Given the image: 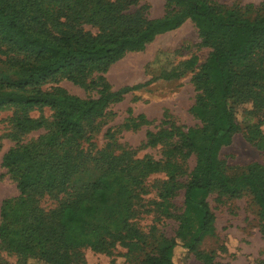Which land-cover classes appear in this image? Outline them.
<instances>
[{
    "label": "trees",
    "instance_id": "16d2710c",
    "mask_svg": "<svg viewBox=\"0 0 264 264\" xmlns=\"http://www.w3.org/2000/svg\"><path fill=\"white\" fill-rule=\"evenodd\" d=\"M141 0H0V112L20 108L15 119L16 146L2 159L17 184L19 196L1 207L0 251L17 255L19 264H74L80 251H106L116 246L138 251L139 264H179L178 255H194L214 264L205 253L215 237V216L207 202L211 194L238 197L250 191L259 207L264 236V166L252 164L230 176L220 152L231 145L241 127L237 107L251 103L264 111V2L251 7H228L208 0H168L165 16L150 20ZM195 23L203 44L212 48L194 77L201 91L191 113L201 127H175L148 133L150 143L176 140L165 169L175 187L178 154L195 155L196 166L185 184V208L174 237H149L132 222L145 170L158 164L126 159L105 151V172L92 184L69 192L81 170L84 150L77 141L85 125L101 117L109 104L144 87L111 91L103 82L97 99H81L59 89H45L59 75L90 87L88 77L108 69L129 52H137L159 35ZM96 30L93 32L92 30ZM49 109L53 122L30 112ZM145 120L144 115L138 117ZM47 133L27 143L20 137L36 130ZM43 205V198H59ZM172 189L164 192L163 214L171 216ZM0 264H4L1 263Z\"/></svg>",
    "mask_w": 264,
    "mask_h": 264
},
{
    "label": "rangeland",
    "instance_id": "374dc122",
    "mask_svg": "<svg viewBox=\"0 0 264 264\" xmlns=\"http://www.w3.org/2000/svg\"><path fill=\"white\" fill-rule=\"evenodd\" d=\"M228 7H251L255 15L264 0H208ZM148 19L165 16L173 7L168 0H141ZM96 32V30H92ZM212 52L203 44L195 23L187 20L179 29L159 35L144 49L127 53L113 64L106 73L95 72L87 79V84L98 81L102 75L104 83L111 91L127 87L146 85L134 90L119 101H114L94 122L85 125V134L77 141L78 149L85 156L80 172L70 182L69 192L92 184L105 172L106 160L103 153L109 151L126 159L143 160L158 164L145 170L146 177L140 190L132 222L149 237L164 235L174 237L179 228V215L185 208V184L196 166L195 155L176 156L179 175L175 187L170 181V171L164 168L168 153L176 141L150 143L148 133L170 131L175 127L185 129L201 127V123L191 113L201 91L194 77ZM45 89H59L81 99H97L102 86L100 83L90 87L73 83L65 75H59L55 82ZM20 108L8 107L0 112V221L1 207L6 199L19 196L17 184L8 171L2 167L6 152L16 146L12 136L17 132L15 119L24 117ZM34 118H45L53 122V112L37 109L29 113ZM140 115L145 120H140ZM237 121L241 127L231 145L220 152L230 176L246 171L252 164L264 166V111H257L251 103H245L236 110ZM47 133L40 129L32 131L19 139L18 144L27 143ZM172 189L171 216L163 214L164 192ZM59 198H43V205L53 206ZM207 202L215 216L216 233L206 241L203 251L214 252V264H264V236L259 217V207L250 191L244 190L240 196L223 198L211 194ZM75 257L74 264H139L138 251L128 253V248L116 246L106 251L82 249ZM179 264H205L194 255H178ZM19 257L8 251H0V262L19 264Z\"/></svg>",
    "mask_w": 264,
    "mask_h": 264
}]
</instances>
